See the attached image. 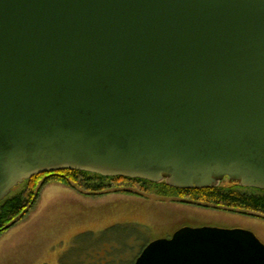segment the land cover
Returning a JSON list of instances; mask_svg holds the SVG:
<instances>
[{"label":"water","instance_id":"95a60500","mask_svg":"<svg viewBox=\"0 0 264 264\" xmlns=\"http://www.w3.org/2000/svg\"><path fill=\"white\" fill-rule=\"evenodd\" d=\"M63 170L264 190V0H0V202ZM134 264H264L182 227Z\"/></svg>","mask_w":264,"mask_h":264},{"label":"rangeland","instance_id":"374dc122","mask_svg":"<svg viewBox=\"0 0 264 264\" xmlns=\"http://www.w3.org/2000/svg\"><path fill=\"white\" fill-rule=\"evenodd\" d=\"M31 184L33 202L0 232V264H134L149 242L185 226L241 228L264 244V216L207 206L169 189L164 196L155 187L117 181L90 191L66 173Z\"/></svg>","mask_w":264,"mask_h":264},{"label":"trees","instance_id":"16d2710c","mask_svg":"<svg viewBox=\"0 0 264 264\" xmlns=\"http://www.w3.org/2000/svg\"><path fill=\"white\" fill-rule=\"evenodd\" d=\"M66 173L67 176H71L76 182H79L81 186L90 191H102L109 187H112L115 182L126 181L143 186L157 188L159 195L169 194V190L175 193H181L183 196L188 197L193 202H202L211 207H222L232 211L246 210L253 212L256 215L264 216V190L243 188L238 183L228 181L232 184L230 186L218 185L216 187L209 188H190V189H176L169 187L165 183H151L140 179H130L125 177H103L101 175L91 174L83 171H70L63 170L54 173H45L34 176L29 180L24 181L23 190L16 195L10 194L0 202V232L7 229L14 219L19 217L29 204H31L37 194L36 186L33 183L42 175H54ZM63 178V177H62ZM169 189V190H168Z\"/></svg>","mask_w":264,"mask_h":264},{"label":"flooded vegetation","instance_id":"af4514ba","mask_svg":"<svg viewBox=\"0 0 264 264\" xmlns=\"http://www.w3.org/2000/svg\"><path fill=\"white\" fill-rule=\"evenodd\" d=\"M172 236V235H171ZM171 236H169V237H163V238H170Z\"/></svg>","mask_w":264,"mask_h":264}]
</instances>
